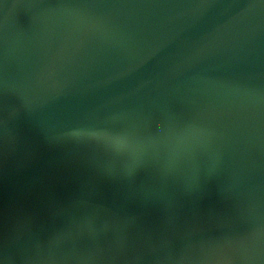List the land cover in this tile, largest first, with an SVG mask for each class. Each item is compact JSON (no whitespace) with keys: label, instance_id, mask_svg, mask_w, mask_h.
Masks as SVG:
<instances>
[{"label":"water","instance_id":"1","mask_svg":"<svg viewBox=\"0 0 264 264\" xmlns=\"http://www.w3.org/2000/svg\"><path fill=\"white\" fill-rule=\"evenodd\" d=\"M0 264H264V0H0Z\"/></svg>","mask_w":264,"mask_h":264}]
</instances>
